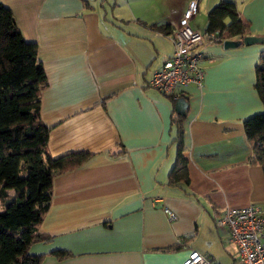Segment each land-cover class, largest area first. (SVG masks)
<instances>
[{"label":"crops","instance_id":"0c3cea01","mask_svg":"<svg viewBox=\"0 0 264 264\" xmlns=\"http://www.w3.org/2000/svg\"><path fill=\"white\" fill-rule=\"evenodd\" d=\"M87 1L91 8L82 0H0L23 38L38 47L47 79L40 112L50 128L49 154L92 153L80 167L53 178L39 227L50 239L33 243L29 252L44 253L41 264H182L197 250L219 264H239L238 256L219 262L218 252L199 238L229 242L227 230L221 235L214 223V210L264 207V173L250 161L242 125L264 110L255 88L264 44L196 47L202 52V85L182 86L174 96L187 101L183 153L189 184L171 186V117L178 113L175 101L149 80L172 56L170 34L190 0H120V8L115 1L112 21L103 1ZM219 1L196 0L190 25L204 29L207 11ZM231 1L250 21L248 34H264V0ZM199 16L202 28L195 25ZM164 207L176 218L169 220ZM182 237L178 249L163 250ZM55 248L72 254L58 260L49 254Z\"/></svg>","mask_w":264,"mask_h":264},{"label":"trees","instance_id":"16d2710c","mask_svg":"<svg viewBox=\"0 0 264 264\" xmlns=\"http://www.w3.org/2000/svg\"><path fill=\"white\" fill-rule=\"evenodd\" d=\"M82 1L91 8L87 0ZM250 27V21L239 14L231 0L217 2L206 13L204 30L218 33L213 43L240 39ZM255 74V88L264 106V49L259 53ZM46 86L37 44L23 38L12 11L0 2V264L42 263L45 254H32L29 248L50 239L39 227L52 199L53 178L80 167L92 156L85 150L56 157L49 154L50 128L40 112V95ZM162 94L174 104V95ZM184 119L185 115L179 114L171 117L172 140L176 142L167 176L171 186L189 184L188 161L183 153ZM242 125L252 150L250 161L259 164L264 173V110L244 118ZM178 242L163 250L178 249L185 237ZM49 254L61 260L72 253L55 248Z\"/></svg>","mask_w":264,"mask_h":264},{"label":"built area","instance_id":"2783aa9c","mask_svg":"<svg viewBox=\"0 0 264 264\" xmlns=\"http://www.w3.org/2000/svg\"><path fill=\"white\" fill-rule=\"evenodd\" d=\"M196 0H190L184 14L179 17L177 27L170 34L173 54L166 63L152 74L149 85L160 92L177 95L185 85H202V52L197 46L213 43L217 31L196 29L190 20L197 14ZM163 211L169 220L176 215L168 207ZM216 227L227 230L228 241L235 246L239 264H264V207L249 203L243 206H227L214 210ZM182 264H219L197 250H191Z\"/></svg>","mask_w":264,"mask_h":264},{"label":"rangeland","instance_id":"374dc122","mask_svg":"<svg viewBox=\"0 0 264 264\" xmlns=\"http://www.w3.org/2000/svg\"><path fill=\"white\" fill-rule=\"evenodd\" d=\"M99 1H103L101 3H103L104 9L107 11V14H106V19L107 20H111L112 19L111 12L113 10V6H114L115 1H116V4H117V8H120L122 6V1H120V0H107V1H104V0H90V3L94 6V5H97L99 3ZM179 1H181V0H173V3H177ZM114 10H116V8ZM203 18H204L203 16H199L195 20V25L198 24L199 28H202L200 21L203 20ZM194 19H195V17H194ZM261 35H264V34H261ZM262 44H264V43H262ZM211 228H212V232L215 233V228L214 227H211ZM217 229H220V234L221 235L225 234V231H224L223 227H217ZM199 236L200 235L198 233V237ZM207 238L208 237H205L204 235H202V236H200L199 240L204 239L206 241L207 249L211 248V250L213 249V251L216 250L218 252L217 255H216V259L219 262L224 263V262L229 261L231 258H237V252H235V246L232 243H229V242L228 243H224L223 242V243H215V244H213L210 241L211 236L209 237V239H207ZM221 259H223V260H221Z\"/></svg>","mask_w":264,"mask_h":264},{"label":"water","instance_id":"95a60500","mask_svg":"<svg viewBox=\"0 0 264 264\" xmlns=\"http://www.w3.org/2000/svg\"><path fill=\"white\" fill-rule=\"evenodd\" d=\"M264 43V35L246 34L240 39H225L222 44L225 48L236 47L240 44ZM187 106L184 97H178L175 100L174 108L178 114L183 115Z\"/></svg>","mask_w":264,"mask_h":264}]
</instances>
